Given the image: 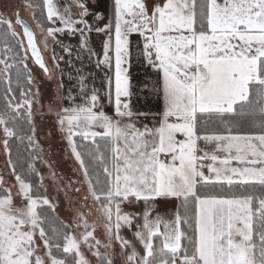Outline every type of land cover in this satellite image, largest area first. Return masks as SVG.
<instances>
[{"label":"snow or ice","instance_id":"snow-or-ice-1","mask_svg":"<svg viewBox=\"0 0 264 264\" xmlns=\"http://www.w3.org/2000/svg\"><path fill=\"white\" fill-rule=\"evenodd\" d=\"M25 7L33 10L45 51L51 39L71 54L61 37L78 36L79 48L97 55L87 48L88 34L106 36L96 67L109 70L113 114L103 110L98 89L86 91L79 73L78 93L60 98L67 104L56 110L49 102L76 165L68 186L77 185L82 205L98 215V223H89L77 210L72 223L54 224L38 208L54 213L56 205L33 194L10 146L28 141L27 170L42 185L35 165H50L35 135L32 106L40 103L39 90L24 92L20 81L34 82L29 59L50 71L19 12L0 14L2 146L22 198L17 207L11 189L0 186V264H70L69 256L71 264H91L85 249L97 264H116L121 256L124 264H264V0H113L103 26L87 20L89 0L61 7L54 0H26ZM95 19L105 17L96 13ZM134 54L149 77L141 91L156 99L152 123L142 122L149 113L132 104ZM63 59L53 47V66ZM161 200L171 202L170 212L159 211Z\"/></svg>","mask_w":264,"mask_h":264},{"label":"rangeland","instance_id":"rangeland-1","mask_svg":"<svg viewBox=\"0 0 264 264\" xmlns=\"http://www.w3.org/2000/svg\"><path fill=\"white\" fill-rule=\"evenodd\" d=\"M65 1L66 4L64 5H71L72 3V0H64V2ZM56 2L61 3L62 0H54V3ZM25 3V0H0V14L7 15L18 11L20 17L29 22L35 32L37 43L43 54L44 61L50 71L49 76L48 74L44 73L42 69L37 67L31 59L28 60V68L30 69L33 76V83L35 85L36 91L37 89L39 90L40 100V103H33L32 106L36 127L35 135L36 139L39 141V144L43 148V159L48 162L50 167L40 162H37L35 166L37 170L43 174L42 187L45 191V196H47L51 202L56 205L55 213L63 221L66 223H72L73 216L78 210L86 215L89 223H98V215L95 212V209L90 210L88 207H84L82 205L81 197L83 196V191L78 194L73 190L75 187H77V185L73 184L71 187L68 186L70 180L76 179V176L74 175L76 165L69 154V149L65 139L56 126V118L54 114H49L48 105L50 101H54L53 107L56 110H59L62 103L65 104V102H62L60 99L61 96L65 94V87L64 84H62L63 81L60 79V68H55L53 66L52 48L55 47V51L58 55H63L57 52V47L59 46L53 45L51 39L48 40V50H44L43 45L40 43L43 37L40 31L36 28V23L32 15L33 10L26 8ZM96 4V0H89V8L93 14L92 16H95V14L98 12ZM75 11L77 10L73 9V12ZM14 27L17 32H21V29L18 25H14ZM95 56H97V58L98 56L99 58H103L101 53ZM63 60L60 62V64L63 63ZM95 66L96 64H90V69L94 71V73L96 72ZM61 85L63 87H61ZM3 139L4 137L2 135V129H0V178H2L0 179V184L3 187L11 189L12 196L14 197V203L17 207H20L22 206V198L17 194L15 178L11 174V169L7 165V157L2 146ZM53 173L55 174V183H53ZM90 204L91 201H89V205ZM162 207L163 204L158 203L159 211L163 214L166 210L165 208L171 207V203H166L164 209ZM72 230L79 231L74 225ZM95 234L98 238L103 239L102 228H98ZM122 235L129 240H133L132 232L128 231L127 229L122 231ZM136 248L139 252L141 246L137 244ZM115 250L117 252L120 251L118 244L115 245ZM100 251L103 252L104 249L101 248ZM85 254L88 256L91 264H97L96 259L87 253L86 249ZM116 264H124L122 256L116 260Z\"/></svg>","mask_w":264,"mask_h":264},{"label":"crops","instance_id":"crops-1","mask_svg":"<svg viewBox=\"0 0 264 264\" xmlns=\"http://www.w3.org/2000/svg\"><path fill=\"white\" fill-rule=\"evenodd\" d=\"M97 4V13H102L105 17L103 20H96L95 16L89 15L87 20L90 24L95 26L99 24L103 26L107 22V17L111 15L112 11V3L113 0H96ZM58 7L64 6L66 1L62 0V2H56ZM68 5V4H67ZM70 5V4H69ZM61 39L64 41V44L70 46L71 54L65 53L62 49L57 47V52L64 56L63 63L59 64L60 70L63 69V74L60 72V79L63 81L65 87V93L69 91L72 92L73 95L78 93V82L77 76L78 73L82 74L86 77L85 84L87 85L86 91L90 92L93 88L98 89L100 91L101 97L104 99V111L109 115L113 114L112 105L109 103L107 99V80L106 74H110L109 70L106 66H102V70L100 68L92 71L90 69V64H96L97 56L90 55L89 51L82 50L79 48V38L78 36L75 38H69L68 36H62ZM106 39V36L103 34L97 33L95 31L88 34L87 37V48L95 52L97 55L103 52V41ZM135 40V37H133ZM99 57V56H98ZM131 71V91L133 92L132 104L134 109L139 112L149 113V118L147 120L144 117H141L140 120L144 123H152L151 117L156 113V99L153 94L142 92L141 86L149 80V77L145 73V69L140 65L138 60L135 57V54L132 58V64L130 67ZM94 73V74H93ZM93 74V75H92ZM150 83H155V76H151ZM65 104L68 103L67 100H64ZM82 102V101H78ZM158 203L163 204V209L165 208L166 203L163 200ZM173 206L167 207V210L170 212ZM166 209V208H165ZM139 252H143V249H139Z\"/></svg>","mask_w":264,"mask_h":264},{"label":"trees","instance_id":"trees-1","mask_svg":"<svg viewBox=\"0 0 264 264\" xmlns=\"http://www.w3.org/2000/svg\"><path fill=\"white\" fill-rule=\"evenodd\" d=\"M26 2V0H25ZM39 2V0H37ZM36 16L38 18L40 17V11L39 9L36 10ZM12 78H13V84L12 87L13 89L16 90L15 95L19 99L21 98V91L20 88H17V84L15 82L16 80V70H13L12 73ZM20 86L23 89L24 92H28L29 87H31V90L33 93L36 92V88L34 83L32 85H28L27 80L22 78L20 81ZM4 88L5 85L3 83H0V96L4 94ZM0 108H2V105H0ZM17 123L24 129L25 132L28 131V126L24 123V121L18 120ZM77 142L79 143V139L77 138ZM28 141L25 139L23 142H20L19 140H12L11 141V150H12V160L16 163V171L22 175V177L25 179L26 182H30L32 184V192L34 195L39 194L42 196H45V191L40 183V177L36 176L35 174H30L27 170V163L29 160V151L30 149L27 148ZM0 186H2L0 184ZM39 211L42 213H47V215L52 218L54 221V224H59L60 221H63L55 212L53 213L50 209H48L47 206H39L38 208ZM65 222V221H63ZM66 223V222H65ZM45 227L47 228L48 225L46 224ZM54 253L58 256H62V253H56L55 249L53 250ZM70 264H71V257H66Z\"/></svg>","mask_w":264,"mask_h":264},{"label":"water","instance_id":"water-1","mask_svg":"<svg viewBox=\"0 0 264 264\" xmlns=\"http://www.w3.org/2000/svg\"><path fill=\"white\" fill-rule=\"evenodd\" d=\"M23 19V18H22ZM28 25H29V27L33 30V28H32V26L29 24V22L28 21H26L25 19H23ZM19 26V25H18ZM20 27V26H19ZM20 29H21V27H20ZM21 32H22V29H21ZM33 32H34V30H33ZM34 34H35V32H34ZM35 42H36V46H37V48H38V51H39V53H40V55L42 56V58H43V60H44V57H43V54H42V52H41V49H40V47H39V45H38V43H37V40H36V35H35ZM29 56H31V53H29ZM45 62V61H44ZM35 64V63H34ZM46 64V63H45ZM37 66V65H36ZM38 67V66H37ZM45 73V72H44Z\"/></svg>","mask_w":264,"mask_h":264}]
</instances>
